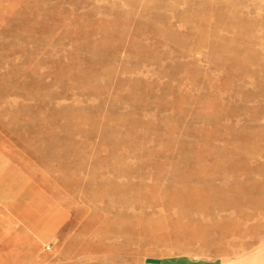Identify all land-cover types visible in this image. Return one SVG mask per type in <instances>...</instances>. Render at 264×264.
<instances>
[{"label": "rangeland", "instance_id": "374dc122", "mask_svg": "<svg viewBox=\"0 0 264 264\" xmlns=\"http://www.w3.org/2000/svg\"><path fill=\"white\" fill-rule=\"evenodd\" d=\"M0 264H264V0H0Z\"/></svg>", "mask_w": 264, "mask_h": 264}]
</instances>
